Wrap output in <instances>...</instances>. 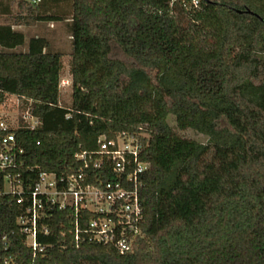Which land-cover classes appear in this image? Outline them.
I'll return each instance as SVG.
<instances>
[{"label":"trees","instance_id":"trees-1","mask_svg":"<svg viewBox=\"0 0 264 264\" xmlns=\"http://www.w3.org/2000/svg\"><path fill=\"white\" fill-rule=\"evenodd\" d=\"M70 1V107L62 53L0 42V105L16 96L39 119L10 130L23 153L6 174L23 192L0 195V264H264V0ZM120 136L139 139L149 164L138 247L92 242L89 213L50 206L34 250L20 220L39 175L111 180L113 165L93 164L100 138Z\"/></svg>","mask_w":264,"mask_h":264},{"label":"built area","instance_id":"built-area-1","mask_svg":"<svg viewBox=\"0 0 264 264\" xmlns=\"http://www.w3.org/2000/svg\"><path fill=\"white\" fill-rule=\"evenodd\" d=\"M38 4L41 0H32ZM200 0H193L194 7ZM17 98L19 108L24 99ZM8 98L0 105V195H21L23 187L20 181L15 184L7 169L15 166L16 154L23 151L16 146L15 130L26 126L35 129L39 119L29 110L22 109L19 116H11L3 108ZM100 159L93 164L94 169L104 165H113L115 178L107 181L96 180V184L87 181L83 171L77 176L57 178L55 174L42 173L31 193V205L28 219H21L22 225L31 223L32 228L24 227L28 242L37 249V223L46 216L50 206L65 210L74 209L76 217L82 212L91 215L86 233L92 242L112 245L121 254L133 252L144 238L143 212L141 207V176L148 170L149 164L140 159L143 145L139 139L120 136L116 141L106 142L100 138ZM80 158H83L81 156ZM22 203V199L18 200ZM79 227L76 223V240Z\"/></svg>","mask_w":264,"mask_h":264},{"label":"rangeland","instance_id":"rangeland-1","mask_svg":"<svg viewBox=\"0 0 264 264\" xmlns=\"http://www.w3.org/2000/svg\"><path fill=\"white\" fill-rule=\"evenodd\" d=\"M7 1L10 13L6 17V27L3 28L7 34L4 39L16 38L20 40L22 45L20 44L16 51L42 50V43L47 40L53 51L62 53L64 68L60 76V105L70 107L72 97L70 61L73 48L69 31L73 13L71 1H46L34 4L32 0H25L24 8L20 7V0ZM29 6L32 9L31 13L28 12ZM1 47L2 43H0ZM19 103L23 104L21 101ZM3 109L11 116L16 117L21 115L23 107L19 108L15 96H9ZM169 123L181 137L204 144L208 142L206 137L193 130L180 131L172 117H170Z\"/></svg>","mask_w":264,"mask_h":264},{"label":"crops","instance_id":"crops-1","mask_svg":"<svg viewBox=\"0 0 264 264\" xmlns=\"http://www.w3.org/2000/svg\"><path fill=\"white\" fill-rule=\"evenodd\" d=\"M10 9L7 0H0V42L2 41V37L7 34L3 30L6 27V17L9 15Z\"/></svg>","mask_w":264,"mask_h":264}]
</instances>
